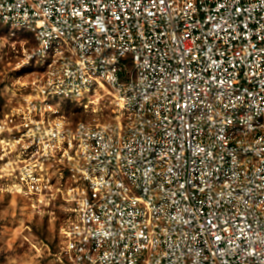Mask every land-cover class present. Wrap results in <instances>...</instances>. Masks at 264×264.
Returning <instances> with one entry per match:
<instances>
[{
	"label": "built area",
	"instance_id": "2783aa9c",
	"mask_svg": "<svg viewBox=\"0 0 264 264\" xmlns=\"http://www.w3.org/2000/svg\"><path fill=\"white\" fill-rule=\"evenodd\" d=\"M32 78L0 191L69 204L65 264H264V0H0ZM103 91L113 122L73 120Z\"/></svg>",
	"mask_w": 264,
	"mask_h": 264
},
{
	"label": "rangeland",
	"instance_id": "374dc122",
	"mask_svg": "<svg viewBox=\"0 0 264 264\" xmlns=\"http://www.w3.org/2000/svg\"><path fill=\"white\" fill-rule=\"evenodd\" d=\"M0 25V117L8 97L32 78V68L23 63L25 50L34 46L33 37ZM73 120L107 124L118 108L103 91L92 94L88 109L64 104ZM69 204L57 201L39 209L21 194L0 191V264H65L61 260V228L68 219Z\"/></svg>",
	"mask_w": 264,
	"mask_h": 264
}]
</instances>
